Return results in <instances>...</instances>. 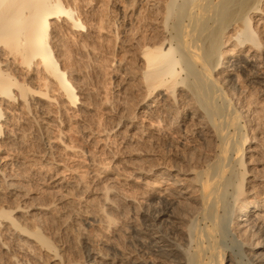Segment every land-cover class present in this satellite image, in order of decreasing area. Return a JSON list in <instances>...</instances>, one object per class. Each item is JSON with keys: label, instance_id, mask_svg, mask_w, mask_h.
I'll return each instance as SVG.
<instances>
[{"label": "bare ground", "instance_id": "6f19581e", "mask_svg": "<svg viewBox=\"0 0 264 264\" xmlns=\"http://www.w3.org/2000/svg\"><path fill=\"white\" fill-rule=\"evenodd\" d=\"M161 140L208 158L169 171ZM0 154L8 264H222L223 231L264 264V0H0Z\"/></svg>", "mask_w": 264, "mask_h": 264}, {"label": "rangeland", "instance_id": "374dc122", "mask_svg": "<svg viewBox=\"0 0 264 264\" xmlns=\"http://www.w3.org/2000/svg\"><path fill=\"white\" fill-rule=\"evenodd\" d=\"M116 14V15H115ZM113 16V19L115 20V21H118L119 20V14L118 13H113L112 14ZM115 15V16H114ZM82 18H83V22H86L85 21V19L86 20H88L87 18L88 17H86V16H82ZM82 18H81V21H82ZM112 37H113V35H112ZM118 46V45H117ZM112 47V46H110V48H109V51H108V54H110V55H113L112 57L110 56V55H107L108 56V58H110V59H114V62L116 63V62H118L119 60H122V52H121V50L118 48V47ZM112 54H111V53ZM114 52V53H113ZM68 61V62H67ZM65 63H66V65L67 66H69V71H71L72 73H74V74H79L81 77H82V82L80 83L81 84V86L82 87H84L85 86V88L84 89H88V90H90V89H94L95 87H99L100 89H102L103 88V90H105V89H107L106 91H108V95H109V91L111 90V92L113 91V90H115V88H117L116 86H117V83L119 82V81H121V78L120 77H122V72L121 73H119L118 72V74H117V77L118 78H115L113 75H112V73H109V71L107 72V74L106 75H104V77H102V75L101 74H96V75H98L97 77H95L96 75L93 73V72H91L92 70L90 69L91 67L90 66H87V65H85V67H83L81 64H79V63H74V62H71V61H69V60H66L65 61ZM76 64V65H75ZM117 64V63H116ZM80 65V66H79ZM87 67V68H86ZM89 69V70H88ZM91 70V71H90ZM80 72V73H79ZM88 72V73H87ZM91 74H93V75H91ZM91 75V76H90ZM95 75V76H94ZM109 75V76H108ZM121 75V76H120ZM89 76H90V78H89ZM94 76V77H93ZM100 77V78H99ZM101 77L102 78H104V79H101ZM94 79V80H93ZM95 79H97V81L95 80ZM98 79H99V82H98ZM120 79V80H119ZM87 80V81H86ZM100 80H101V82H100ZM93 81H94V83H93ZM87 82V83H86ZM90 82H92L93 83V86L94 87H91L92 86V83H90ZM96 82H98V84H100V85H98ZM96 83V84H95ZM84 84V85H83ZM91 84V85H90ZM106 85V84H109V85H106V87L104 86V85ZM104 86V87H103ZM113 86V87H112ZM233 87H231V89H232V91L233 92H236L237 91V88H238V86H237V84L236 83H234L233 85H232ZM86 87H88V88H86ZM90 88V89H89ZM105 88V89H104ZM113 89V90H112ZM239 89V88H238ZM107 95V96H108ZM84 137V138H83ZM77 140H78V143H80V145H81V147L83 148V150H85V149H90V151L92 152V154L94 153L95 155L97 154V149H95L94 148V150L92 149V147H93V145H91L90 146V144L92 143L91 141H86L85 139V136H83V135H81V134H79V135H77ZM81 141V142H80ZM87 143H86V142ZM162 141V142H161ZM161 141H158V142H156V144H155V148L154 147H149L153 152V155H154V157H155V159H154V161L152 162V163H155V160L157 161V162H160L159 164H160V166H162V168H165V169H167V170H169V171H172L173 170V168H177V167H182L183 169H188L187 167L189 166V167H196V168H200L203 164V162H202V159H203V161L205 160V159H207L208 158V152L206 151V150H203V148H204V146H202V145H193L192 143L191 144H187V145H181V144H179V142H177V141H171V140H161ZM163 141H164V143H163ZM85 142V143H84ZM167 142V143H166ZM170 142V143H169ZM172 142V143H171ZM84 143V144H83ZM90 143V144H89ZM173 143H175V144H173ZM172 145V147H170L171 145ZM169 145V146H168ZM154 146V145H153ZM162 148V149H161ZM166 148V149H165ZM196 148V149H195ZM191 149V150H190ZM202 149V150H201ZM168 150V151H167ZM170 150V151H169ZM202 151V154H201V152L200 151ZM156 152V153H155ZM158 152V153H157ZM177 153V154H176ZM178 153H179V155L181 156H178ZM194 153V154H193ZM204 153V154H203ZM206 153H207V155H206ZM184 154H186V155H184ZM201 154V155H200ZM185 157H184V156ZM189 155V156H188ZM203 155H205V156H203ZM0 156H2V157H4L5 156V154H0ZM100 156V157H99ZM184 158H186V159H182L183 157ZM192 156V157H191ZM207 156V157H206ZM204 157V158H203ZM206 157V158H205ZM78 158V157H77ZM99 158H100V161H102V160H104L106 157H103V156H101V155H98V160H99ZM108 158V157H107ZM106 158V159H107ZM164 158V159H163ZM181 158V159H180ZM86 159V156H82V157H80V158H78V159H75V160H70L69 162H71L72 164H74L73 166L75 167V168H77V171H80V172H82V171H84V170H86V165H85V160ZM190 161H189V160ZM198 159H199V161H198ZM160 160V161H159ZM184 160H186V161H184ZM191 162V160H192V163L191 164H189V162ZM195 162V163H194ZM199 162V163H198ZM72 164H70L71 166H72ZM165 164V165H164ZM76 165V166H75ZM195 165V166H194ZM176 166V167H175ZM0 167L2 168V169H6L7 170V172H8V170H10L11 168V166L9 165H6V163L5 162H3V163H1V165H0ZM173 167V168H172ZM85 168V169H84ZM154 185V184H153ZM138 190L141 188V186L138 184ZM158 185H154V190H155V192L153 191V190H151V189H149L150 191H149V193L151 194V195H149V197L147 198V200H146V202L147 203H150V202H153V203H156V202H163L162 200H161V198H157L156 196H155V193L157 192H159L160 190H159V188L160 187H157ZM246 186H245V184L243 185V188H245ZM158 189V190H157ZM140 191L141 192H143V190L142 189H140ZM152 191V192H151ZM261 192L262 191V193H263V189H261V188H258V189H256L255 190V193L256 192ZM139 192V191H138ZM154 192V193H153ZM156 193V194H157ZM153 195V196H152ZM150 196H152V197H150ZM156 197V198H155ZM153 200V201H152ZM145 202V203H146ZM166 202V201H165ZM146 203V204H147ZM163 204H165V203H163ZM145 204H143V207H145L144 206ZM138 218H139V215H138ZM138 222H139V219H138ZM184 226H187L186 224L184 225ZM223 232H225V233H223L222 234V237L223 238H220V249H221V252L223 253V255H224V261H223V263L222 264H232L233 262L232 261H237L238 260V263L240 262V264H248V263H250V262H248L247 263V261L245 260V259H243L242 257V255L240 254L241 252H240V249L239 248H241L240 246V243L238 244V238L236 239V236L233 238V235H229V232L228 231H223ZM228 234H227V233ZM225 235V236H224ZM75 246L76 247H78L77 246V244H75ZM75 247V248H76ZM238 247V248H237ZM77 249V248H76ZM238 252V253H237ZM82 253V252H81ZM230 253V254H229ZM234 254L233 255V257L235 258V260H232V259H234L232 256H230L231 254ZM236 253H237V255H236ZM2 253H0V255H1ZM83 254V253H82ZM241 255V256H240ZM239 256H240V258H239ZM80 257H82L81 256V254H80ZM4 258V257H3ZM1 259V260H3V261H1L0 260V264H1V262H2V264H8V262H7V260L4 258V259ZM242 258V259H241ZM237 259V260H236ZM240 260V261H239ZM231 262V263H230ZM233 264H235V263H233Z\"/></svg>", "mask_w": 264, "mask_h": 264}]
</instances>
